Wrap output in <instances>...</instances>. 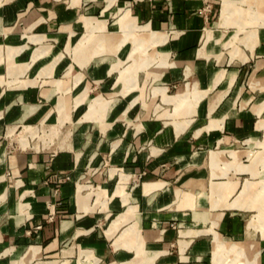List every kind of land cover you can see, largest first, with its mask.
Wrapping results in <instances>:
<instances>
[{
  "label": "crops",
  "instance_id": "0c3cea01",
  "mask_svg": "<svg viewBox=\"0 0 264 264\" xmlns=\"http://www.w3.org/2000/svg\"><path fill=\"white\" fill-rule=\"evenodd\" d=\"M126 9L147 37L125 35ZM219 9L0 0V264H264L259 211L227 203L260 181L243 157L264 152V25L227 45ZM50 120L77 121L61 148L6 139Z\"/></svg>",
  "mask_w": 264,
  "mask_h": 264
},
{
  "label": "rangeland",
  "instance_id": "374dc122",
  "mask_svg": "<svg viewBox=\"0 0 264 264\" xmlns=\"http://www.w3.org/2000/svg\"><path fill=\"white\" fill-rule=\"evenodd\" d=\"M212 1L215 6H219V1H220L219 13L221 11L223 1H226L227 5L229 6L230 14L227 17V23L222 27L233 26L235 28V32L230 36L229 40L227 41V45L228 44L233 45L234 43H236L237 40H239V42H243L246 45V47L252 48V44L255 39V34L257 33V28L259 26L264 25V0H212ZM243 4L245 5L246 8H243L241 6ZM246 9L248 10V12H246ZM125 20L128 21V24L130 23V25L126 27L128 31L125 32L126 33L125 35L130 34V36H132L133 39L145 38V36L147 37L146 34H148L150 31L148 26L147 25L137 26L134 22V19L130 20V14H129L128 9L125 10L123 15L119 19L121 24H124ZM217 24H219L218 20L215 22V25L219 26ZM247 27H250V29L246 30ZM136 29H142V30H147V31L141 34L139 32H136ZM233 30H234L233 28H230L229 34L232 33ZM240 32H245V36L239 38L238 34ZM146 44L148 45L139 47V51H143V50L146 51L148 60L145 65L148 66L152 62H154L156 58L160 59L161 56H160V53L156 51L153 53H149L148 48L154 47L155 45L150 43L149 41H147ZM137 53L138 52H135L132 55L133 56L137 55ZM132 58H133L132 56L131 57L129 56V59L132 60ZM129 66H134V64H129L126 67H129ZM114 67L116 70H119V72L122 71L124 68H126V67L120 68V62L116 63ZM63 82H64L63 86H65L67 82L66 81H63ZM154 90L155 92L160 93L162 95V92H163L162 88H155ZM164 94L162 95V98ZM63 106H64V102L60 101L59 108H63ZM175 109H178V106H176ZM76 124H77V121H74L72 122V126H71V123H67L63 120H59L58 122L50 120L45 123H42V122L24 123V125H21L20 127L10 128L8 130L6 139L8 140L9 143H11V145L19 149H28V150L29 149H37V150L58 149L64 146L66 137L72 133V130L76 126ZM251 145L252 144L249 143L250 148H251ZM256 145L263 147V151H264V140L257 142ZM261 147H257L255 149L262 150ZM229 154L233 156L234 159L237 156V152L235 150L229 151ZM246 155L247 157L246 156L243 157L244 163H249L253 165V167L255 168H262V171L259 174V176H254L253 178L251 177L250 174L243 175V177H246L249 180H254V179L259 180L260 179L259 185L256 184L253 186L252 182H248V181L245 182V184L243 185V188L239 191L237 198L233 199L232 201H228L227 203H229L228 204L229 207L238 206V207L247 208V209H253V208L257 209L259 211V214H258L259 227L261 229H264V222H263L264 220L263 219L264 192H262V189H264V159H262V156H264V152L258 153L252 149H248L246 151ZM211 158L213 162L217 161L219 159V155L212 154ZM223 158L222 160H219L217 162V165H215L214 167V169H217V171H219L220 166L224 167L223 164L225 163V156H223ZM245 167H248V166H245ZM252 175H255V174H252ZM122 214H123V217H122ZM122 214L119 215V221L121 222L125 218L124 216L125 213H122ZM119 221L116 222L117 226L119 225V223H121ZM216 235L217 234H215V236ZM214 247H215V243L213 242V248Z\"/></svg>",
  "mask_w": 264,
  "mask_h": 264
},
{
  "label": "bare ground",
  "instance_id": "6f19581e",
  "mask_svg": "<svg viewBox=\"0 0 264 264\" xmlns=\"http://www.w3.org/2000/svg\"><path fill=\"white\" fill-rule=\"evenodd\" d=\"M229 11H230V9H229V6L227 5V2L223 1V5H222L221 11L219 13V21L221 23H225L228 15L230 14Z\"/></svg>",
  "mask_w": 264,
  "mask_h": 264
}]
</instances>
